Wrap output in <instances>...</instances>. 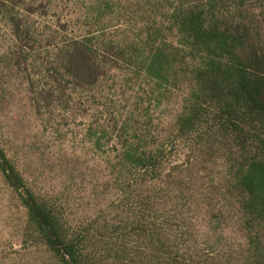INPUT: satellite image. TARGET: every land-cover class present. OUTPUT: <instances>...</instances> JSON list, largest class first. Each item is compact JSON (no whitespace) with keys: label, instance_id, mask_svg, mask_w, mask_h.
Returning <instances> with one entry per match:
<instances>
[{"label":"rangeland","instance_id":"rangeland-1","mask_svg":"<svg viewBox=\"0 0 264 264\" xmlns=\"http://www.w3.org/2000/svg\"><path fill=\"white\" fill-rule=\"evenodd\" d=\"M23 1L35 11H12L34 31L30 45L17 41L7 19L11 5L0 0V146L26 186L98 264H183L182 258L201 264L230 252L238 264L245 217L240 195L225 185L226 153L176 130L187 88L159 95L118 63L92 88H74L59 77L51 100L40 94L59 45L89 31L125 44L144 25L149 0ZM233 9L222 5L224 13ZM256 23L264 40V18ZM124 122L133 126L131 139L146 140L153 153L160 149L161 174L120 173ZM0 264H62L1 172Z\"/></svg>","mask_w":264,"mask_h":264},{"label":"trees","instance_id":"trees-1","mask_svg":"<svg viewBox=\"0 0 264 264\" xmlns=\"http://www.w3.org/2000/svg\"><path fill=\"white\" fill-rule=\"evenodd\" d=\"M7 1L13 35L30 45L34 31L18 10L30 14L35 6L22 4L23 0ZM225 2L234 8L232 14L223 12ZM249 3L259 7L258 12L254 7L247 9ZM15 7L18 10L13 12ZM146 15L142 28L125 44L89 31L59 45L45 69L49 87L40 94L51 100L61 85L59 77L69 79L74 88H92L109 65L118 63L151 82L159 95L164 89L187 88L176 130L182 135L195 133L208 150L226 153L225 185L240 195L245 217V251L238 264H264V40L256 23L264 18V0H149ZM132 128L126 122L120 127V173L124 169L161 174L160 149L153 153L146 149V140L131 139ZM0 172L62 264H98L81 249V240L70 236L54 208L26 186L1 146ZM215 223L221 224V218ZM219 240L216 237L214 242ZM236 260L230 252L201 264H237ZM181 261L196 264L186 258Z\"/></svg>","mask_w":264,"mask_h":264}]
</instances>
